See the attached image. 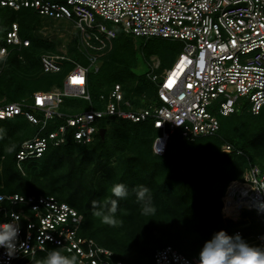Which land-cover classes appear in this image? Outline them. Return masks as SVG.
<instances>
[{
	"label": "built area",
	"instance_id": "obj_1",
	"mask_svg": "<svg viewBox=\"0 0 264 264\" xmlns=\"http://www.w3.org/2000/svg\"><path fill=\"white\" fill-rule=\"evenodd\" d=\"M0 8L27 9L53 21L71 23L87 65L64 55L45 54L42 72L61 75L62 62L72 68L63 74L60 86L36 92L31 101H0V121L23 117L37 128L20 144L16 167L41 159L49 147H59L71 138L79 145L93 143L100 121L115 117L131 123L150 121L159 132L152 152L163 156L171 135L193 142L218 133L219 117L232 115L245 101L252 115L264 108V0H0ZM115 27L136 39L165 40L182 45L171 68L155 74L159 62L150 64L147 79L156 85L158 105L135 108L115 85L94 104L87 88L89 73H97L98 61L116 38ZM27 48L16 24L0 49V76L8 48ZM65 98L89 104L85 111L60 113ZM231 146L224 145L228 153ZM221 214L236 219L242 212L264 217V167H249L241 181H232L222 198ZM15 213V218L12 214ZM83 218L74 209L51 196L0 195V223H19L21 231L16 258L10 264H32L39 254L52 250L77 264H126L115 254L79 235ZM239 234L236 232L234 235ZM241 236V235H240ZM50 237V238H49ZM264 247V236H257ZM154 264H198L172 247L157 250ZM0 264H4L0 249Z\"/></svg>",
	"mask_w": 264,
	"mask_h": 264
},
{
	"label": "trees",
	"instance_id": "obj_2",
	"mask_svg": "<svg viewBox=\"0 0 264 264\" xmlns=\"http://www.w3.org/2000/svg\"><path fill=\"white\" fill-rule=\"evenodd\" d=\"M50 1L65 2V0ZM38 18L48 21L43 24ZM49 22L58 21L39 16L27 9L12 11L7 8H0V33L5 34V46L6 35L13 24L17 25L20 38L29 41V47L27 48H8L9 55L5 60L0 76V89L5 86L7 90L6 95L0 96V101L4 100L7 103L22 100L31 101L34 93L45 92L53 86H60L58 83H54V78L61 76L63 79V74L68 71L65 64L69 65V63H61L63 67L61 75H46L41 69V56L45 54L55 55L56 53L54 46L48 39L36 35L38 30ZM116 28L119 29V27ZM119 35L121 34H117L112 42L111 49L99 58V70L94 73L95 75H99L103 66L111 59L115 41ZM140 40L144 45L153 41ZM39 42L42 44H39ZM5 46L0 47V49ZM66 54L69 59L74 60L72 57H76L78 63L87 65L76 32L73 43ZM162 72L159 64L155 74ZM147 73L131 86L121 83L107 86L97 97L94 96V100L92 99L95 102V104L93 103L94 109L102 108L97 99L102 94H108L115 85L121 87L125 100H129L135 108L158 105V88L147 79ZM90 75L91 73L87 76V88L91 96ZM41 77L47 78L48 82L43 87L35 89L32 85ZM149 91L151 92L150 95L148 94ZM143 97L145 101H142ZM241 103L242 101L238 102V107L232 115L218 118L219 131L216 135L210 136L216 137L219 133L223 134V142L218 147L205 149L201 146L199 140L209 137H200L193 142H189L183 139L179 132H176L170 136L165 154L156 156L152 152V145L159 136V132L153 128L150 121L131 123L115 117H106L100 121L99 127L100 130L105 131L104 139H101L98 133L95 135L93 143L79 145L68 137L64 145L49 147L41 159L34 160V167L30 168L28 173H25L24 170L21 173L17 169L16 154L20 144L31 139L37 132V128L30 125L23 117H16L23 119L33 128V131L15 149L8 167L5 165L8 157L0 155V195L17 194L21 196L42 195L54 197L59 203L68 205L82 216L83 221L79 235L93 240L90 236L93 212L89 208L93 200L97 201L96 188L93 184L100 180L110 185L112 180H119L120 182V180L125 181L124 178L128 179L133 176L136 183H140V185L150 190L151 197H157L162 192V188L169 183L168 188L172 190V193H168L164 198L166 201L164 207L168 208L167 215H186L188 220L190 219L191 225L180 233L177 231L165 233L166 231H164L163 237L173 239V244L165 242V245L161 248L144 249L143 251L134 250L140 255H145L149 259L152 258V262L154 253L165 247H172L189 259L196 258L188 257L187 251L190 249L201 250L205 240L211 238L213 230V234L221 230L227 234L231 231V235L239 232L241 238L264 236V224L260 226L255 219L245 216L257 215L256 213L242 212L239 215L242 219L249 220V226L245 233L235 229L232 231L231 229L244 221L234 223L233 219L220 216L223 207L222 198L228 185L232 181H241L243 172L247 168L256 165L245 156V150L251 142L245 143L242 139V131H244V123L247 118L258 117L264 108L258 115H252L246 102L245 105ZM226 118H230V125L221 123L220 120ZM139 125H146L153 132V135L149 136L140 132L138 130ZM114 133L117 138H120L119 142L113 140ZM108 134L109 139H107ZM192 143L200 147L202 153L196 157L194 162H187V156L181 154L182 147ZM224 145L231 146L232 150L228 153L223 152ZM200 165H204V167H198ZM87 177L88 180H86ZM26 181L27 183H25ZM28 182L33 183V187H30ZM148 196L149 194H145L146 198ZM212 215L217 218V221L212 222ZM260 217L264 218L263 216ZM169 222L170 224L174 223V221ZM205 228H211V230H203ZM153 233L154 231L149 233L147 237H145V234L143 236L144 240L148 238L155 239ZM163 237L159 239H164ZM179 242L184 245L186 253L177 247L178 244H175ZM105 249L112 251L117 259H122L127 264L124 257L121 256L122 252L115 249ZM40 255H43L44 258L47 257L44 254ZM32 264H34V260ZM137 264H141V262Z\"/></svg>",
	"mask_w": 264,
	"mask_h": 264
},
{
	"label": "rangeland",
	"instance_id": "obj_3",
	"mask_svg": "<svg viewBox=\"0 0 264 264\" xmlns=\"http://www.w3.org/2000/svg\"><path fill=\"white\" fill-rule=\"evenodd\" d=\"M38 19L43 24L48 21L43 18ZM117 29L118 28H114L116 31V36L117 34L121 35H119L115 41L111 59L103 66V69L99 75H95L91 72L90 91L93 100L95 99L94 96L97 97L100 92H102L107 86H110L111 84L121 83L125 84L126 86H131V84L142 79L145 74L149 72L148 65L156 63V61H158L161 65V71L171 68L177 56L182 52V45L179 43L153 40L144 45L140 39L133 38L131 35L123 34L120 28L118 30ZM36 35L49 40V42L54 46L56 52L55 55H64L67 57L68 55L66 53L73 43L75 30L73 25L68 22H49L44 27L40 28ZM30 37L32 38L33 36ZM39 44L42 43L39 42ZM2 46H5V34L3 32L0 33V47ZM72 58L78 62L76 57ZM65 66L67 67V70L72 68L70 64H65ZM47 82V78L41 77L36 82H34L32 86H34L35 89H39L40 87L46 85ZM61 82V76L54 78V83L61 85ZM6 90V87L2 86V89H0V96L6 95ZM148 94L150 95L151 92L149 91ZM142 101H145L144 97L142 98ZM93 103L95 104L94 101ZM244 103L245 101H243L241 104L245 105ZM87 108H89V104L87 102L78 99L65 98L64 104L60 107L59 111L60 113L66 114L70 113L71 110L77 109L78 111H85ZM220 121L221 123L230 125L231 120L230 118H226L221 119ZM138 130L149 136L153 135V132L150 131L146 125H139ZM32 131L33 128L21 118L0 122V155H5L8 157V160H6L5 163L6 167L9 166L11 155L18 147L20 142L26 137L30 136ZM242 132V139H244L245 143H248V141L251 142L248 144L245 150L246 158L254 162L256 164L255 166L262 168L264 166V109L258 117L247 118L244 123V131ZM222 135L223 134L219 133L216 137L202 138L199 141L201 146L205 149L218 147L219 144L223 142ZM108 136L109 134L107 135V139H109ZM119 139L120 138H117V135L114 133L113 140L119 142ZM201 153L202 150L200 147H198L195 143H192L182 147L181 154H185L187 156V162H194L196 157ZM34 163L35 161L23 163L21 166L24 172L28 173L30 168L34 167ZM198 167L203 168L204 165H200ZM126 168L127 166L125 169ZM86 180H88V177ZM124 180L125 181L120 180V182L119 180H112V184L110 185L99 180L96 184H93L96 188L95 194L98 204L95 209L91 205V207H89L90 211H101L105 214H108V208L110 207L109 201L115 199L118 206L116 218L123 223L113 227L103 223L100 217L92 214L90 236L98 246L112 250L115 249L119 252H122L121 256L124 257L127 264H137L138 262H141V264H153L152 258L149 259V257H146L145 255H140L134 250L143 251L144 249L148 250L152 248H161L163 245H165V242L173 244V239H166V237H163L164 231H166L165 233L174 231L179 233L183 232L186 227L191 225L190 219L188 220L186 215H167L168 208L164 207L166 206V201L164 198L166 195H168V193H172V190L168 188L169 183L162 188V192L159 196L151 197L152 204L156 208L155 214L147 216L142 215L140 211L141 206L148 203V198L144 197L143 200L138 201L136 192L133 191V189L139 186L140 183H136L135 179H133V176L129 177L128 179L124 178ZM88 182L92 183L90 181ZM25 183H27V181ZM117 183H123L126 185L128 194L125 198H117L112 196L110 189L114 184ZM28 184L30 187H33V183L28 182ZM220 216L225 218L223 215ZM245 216L247 218L255 219L260 226L264 224V218L258 215ZM169 221H174V223L170 224ZM215 221H217V218L212 215V222ZM232 221L234 223H239L240 221L246 222H241L235 227L231 228L232 231L235 229L241 231V233L246 232V229L249 226V220H244L241 218V216H239ZM203 230H211V228H205ZM152 231H154L153 235L155 239L148 238L144 240L143 236L146 234L145 237H147ZM228 234L231 236V231ZM162 237L165 240L159 239ZM242 239L251 246H257V243L255 242L256 237H244ZM175 244H178L177 247L183 252L186 251L182 242ZM199 251L200 250L195 251L190 249L187 251V254H189L187 256L190 258H198ZM44 259L45 258L43 255L39 254L35 257L34 264H38V262Z\"/></svg>",
	"mask_w": 264,
	"mask_h": 264
},
{
	"label": "clouds",
	"instance_id": "obj_4",
	"mask_svg": "<svg viewBox=\"0 0 264 264\" xmlns=\"http://www.w3.org/2000/svg\"><path fill=\"white\" fill-rule=\"evenodd\" d=\"M110 191L112 196L117 198H125L128 194L126 185L123 183L114 184ZM133 191L136 192L138 201L143 200L145 194H149L148 203L141 206V214L146 216L155 214L156 208L152 204L150 190L139 185ZM109 203L108 214L101 211H94L93 214L100 217L103 223L115 227L123 222L116 218L117 201L113 199ZM97 204L98 201H92L94 209ZM12 216L15 218V213ZM20 231L19 223H0V249L3 250L4 264H10L16 258L17 245L20 243ZM38 264H77V257L73 255L71 258H67L59 251L52 250ZM198 264H264V247L251 246L239 234L230 236L221 230L204 242L198 254Z\"/></svg>",
	"mask_w": 264,
	"mask_h": 264
},
{
	"label": "water",
	"instance_id": "obj_5",
	"mask_svg": "<svg viewBox=\"0 0 264 264\" xmlns=\"http://www.w3.org/2000/svg\"><path fill=\"white\" fill-rule=\"evenodd\" d=\"M99 135H100L101 139H104L105 131L104 130H100L99 131Z\"/></svg>",
	"mask_w": 264,
	"mask_h": 264
}]
</instances>
